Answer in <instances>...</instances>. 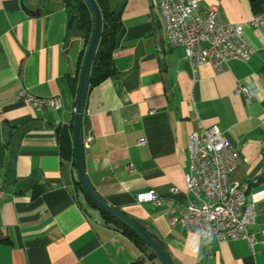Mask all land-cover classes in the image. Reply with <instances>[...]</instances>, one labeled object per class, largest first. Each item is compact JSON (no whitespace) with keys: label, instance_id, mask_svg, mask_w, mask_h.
Instances as JSON below:
<instances>
[{"label":"crops","instance_id":"crops-1","mask_svg":"<svg viewBox=\"0 0 264 264\" xmlns=\"http://www.w3.org/2000/svg\"><path fill=\"white\" fill-rule=\"evenodd\" d=\"M156 1L108 0L121 10L113 54L118 74L87 96L84 138H93L84 150L87 177L105 201L155 235L177 264H264V182L257 183L264 174V29L248 24L254 17L248 0H222L220 18L245 26L254 55L246 63L231 61L222 74L207 63L195 75L184 49L169 45ZM24 2L28 12L22 0H0V264H162L107 224L76 190L77 172L60 154L57 130L74 121L78 94L69 78L85 50L84 34H69L65 0ZM199 2L205 11L215 0ZM42 6L40 16L29 14ZM239 84L259 96L247 102ZM22 87L37 97H59L63 105L39 112L19 99ZM212 127L241 154L232 179L252 184L254 249L245 240L209 243L169 223L170 210L184 209L193 198L186 179L189 136ZM152 190L160 204L137 202Z\"/></svg>","mask_w":264,"mask_h":264},{"label":"built area","instance_id":"built-area-1","mask_svg":"<svg viewBox=\"0 0 264 264\" xmlns=\"http://www.w3.org/2000/svg\"><path fill=\"white\" fill-rule=\"evenodd\" d=\"M156 2L158 8L163 9L167 39H174V48L184 49L195 75L207 63L217 74H222L231 61L246 63L254 55L245 40V26L220 18L222 0H215L205 11L199 0ZM248 24L264 29V14L255 15ZM237 92L243 94L247 102L259 96L258 90L245 84H239ZM18 97L39 112L59 110L63 105L59 97H37L26 87L21 88ZM92 142V137H85L84 148ZM262 146L264 148V141ZM188 149L190 161L186 179L188 192L193 198L188 200L184 209L170 210V225L181 226L209 243L245 240L254 249L258 243L253 231L257 206L243 200L245 182L232 179L242 162L239 150L217 127L208 128L203 134L193 132L189 136ZM4 196V188L0 185V199ZM136 200L138 203H161V197L155 190L138 195ZM208 231L210 240L205 236Z\"/></svg>","mask_w":264,"mask_h":264},{"label":"trees","instance_id":"trees-1","mask_svg":"<svg viewBox=\"0 0 264 264\" xmlns=\"http://www.w3.org/2000/svg\"><path fill=\"white\" fill-rule=\"evenodd\" d=\"M253 14L260 15L264 14V0H248ZM98 6L102 13V32L100 37V42L98 45V49L93 61L91 76H90V89L99 85L106 79L116 77L118 72L115 66L113 54L116 51L120 39H121V23H120V14L121 10H113L108 0L98 1ZM65 8L69 12V22H68V32L71 33L72 30L77 29L78 31L84 34V47L85 50L80 54V58L78 61V67L76 71V75L74 77L69 78V84L71 91L77 95L79 82H80V74L85 58L86 50L88 49L91 38L94 31V22L92 18V13L87 3L84 0H65ZM73 123L69 126H61L58 128V144L60 149V154L63 160L72 162L75 170H76V156L73 146ZM86 118L84 116L82 123V142L84 140V128H85ZM85 150L83 146V151ZM84 161V155H83ZM258 182H264V174L260 177ZM252 186L251 183H249ZM76 190H80L86 200V203L91 208L98 209L95 203L85 194V191L79 182L76 180ZM38 196V193H35V197ZM99 210V209H98ZM86 211V210H85ZM100 211V210H99ZM105 222L109 225L114 226L115 228L121 230L126 236H128L141 250V252L147 256L149 259H158L157 256L151 251V249L147 246V244L137 237L133 232L119 223L117 220L112 218L104 211H100ZM151 237L158 243V245L168 254L164 244L153 234L149 233ZM171 258V257H170ZM172 259V258H171ZM172 261L177 264L173 259ZM142 260L137 264H142Z\"/></svg>","mask_w":264,"mask_h":264},{"label":"water","instance_id":"water-1","mask_svg":"<svg viewBox=\"0 0 264 264\" xmlns=\"http://www.w3.org/2000/svg\"><path fill=\"white\" fill-rule=\"evenodd\" d=\"M84 1L87 3L92 13V18L94 22V31L81 70L78 95H77V104H76L75 117L73 123V146L76 156V172H77L78 180L81 183L85 191V194L95 203V205L100 211L106 212L112 218H114L123 226H125L127 229H129L131 232H133L137 237L143 240L147 244V246L151 249V251L157 256V258L160 260L162 264H175L172 261V259L167 255V253L151 237L149 232H147L136 221L128 217L125 213L121 212L114 206H111L107 201H105L96 192V190L91 185L87 177L84 161H83L84 151H83V142H82V123L85 115L87 96L90 90L91 69L100 42L103 18H102L101 10L96 0H84ZM22 6L26 12L29 11L24 0H22ZM44 11H45V6H42L41 9L35 12H30L29 14L38 17ZM4 133H5L6 142H8L11 134V130L9 126L4 127Z\"/></svg>","mask_w":264,"mask_h":264},{"label":"bare ground","instance_id":"bare-ground-1","mask_svg":"<svg viewBox=\"0 0 264 264\" xmlns=\"http://www.w3.org/2000/svg\"><path fill=\"white\" fill-rule=\"evenodd\" d=\"M161 15L163 18V9H160ZM169 45L174 48V39H168ZM250 191V186L248 184H244V188L242 190V197L244 201H247L248 193Z\"/></svg>","mask_w":264,"mask_h":264},{"label":"clouds","instance_id":"clouds-1","mask_svg":"<svg viewBox=\"0 0 264 264\" xmlns=\"http://www.w3.org/2000/svg\"><path fill=\"white\" fill-rule=\"evenodd\" d=\"M205 236L210 240L211 239V234H210V231L208 232H205Z\"/></svg>","mask_w":264,"mask_h":264}]
</instances>
